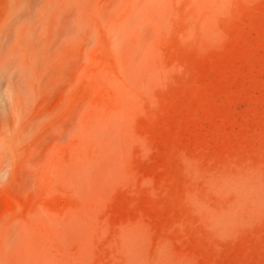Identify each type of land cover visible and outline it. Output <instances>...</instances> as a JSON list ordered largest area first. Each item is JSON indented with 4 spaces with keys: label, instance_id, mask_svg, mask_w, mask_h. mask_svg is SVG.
<instances>
[{
    "label": "rangeland",
    "instance_id": "1",
    "mask_svg": "<svg viewBox=\"0 0 264 264\" xmlns=\"http://www.w3.org/2000/svg\"><path fill=\"white\" fill-rule=\"evenodd\" d=\"M0 264H264V0H0Z\"/></svg>",
    "mask_w": 264,
    "mask_h": 264
}]
</instances>
